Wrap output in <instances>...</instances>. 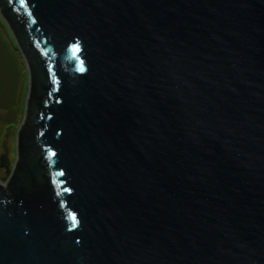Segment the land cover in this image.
<instances>
[{"label":"water","instance_id":"95a60500","mask_svg":"<svg viewBox=\"0 0 264 264\" xmlns=\"http://www.w3.org/2000/svg\"><path fill=\"white\" fill-rule=\"evenodd\" d=\"M0 16L28 75L0 264H264V0Z\"/></svg>","mask_w":264,"mask_h":264},{"label":"trees","instance_id":"16d2710c","mask_svg":"<svg viewBox=\"0 0 264 264\" xmlns=\"http://www.w3.org/2000/svg\"><path fill=\"white\" fill-rule=\"evenodd\" d=\"M7 32L9 33L7 27L0 20V69L3 67L5 70L4 80L0 81V110L6 111L1 118L2 122L4 120L5 124L11 125L21 110L22 89L24 88L22 71L25 68L23 58L13 38Z\"/></svg>","mask_w":264,"mask_h":264},{"label":"rangeland","instance_id":"374dc122","mask_svg":"<svg viewBox=\"0 0 264 264\" xmlns=\"http://www.w3.org/2000/svg\"><path fill=\"white\" fill-rule=\"evenodd\" d=\"M1 20V19H0ZM2 21V20H1ZM8 33V32H7ZM9 34V33H8ZM3 59V58H1ZM24 64V70L22 71V83L24 85V88L22 89V99H21V105H20V114L18 116H15L14 122L11 125L5 124L4 120L2 122V117L5 115L4 110H0V155L3 153V143L6 142V146L9 149L8 157L10 158L11 165L14 164L15 158H16V134L17 131L22 124L23 121V114H24V107H25V101L27 97V89H28V78H27V67ZM0 81L2 82L4 80L3 76L5 74V70L3 67L0 69ZM5 176V172L3 168H0V179Z\"/></svg>","mask_w":264,"mask_h":264},{"label":"snow or ice","instance_id":"6c2138e0","mask_svg":"<svg viewBox=\"0 0 264 264\" xmlns=\"http://www.w3.org/2000/svg\"><path fill=\"white\" fill-rule=\"evenodd\" d=\"M23 2H24V0H21V3H23ZM72 47L75 48V47H77V45H73ZM72 215H73V219H75V213H73Z\"/></svg>","mask_w":264,"mask_h":264}]
</instances>
